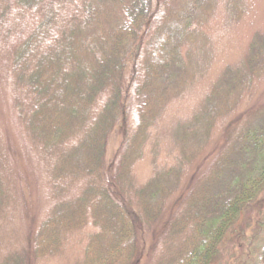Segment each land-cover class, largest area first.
<instances>
[{
	"label": "trees",
	"instance_id": "16d2710c",
	"mask_svg": "<svg viewBox=\"0 0 264 264\" xmlns=\"http://www.w3.org/2000/svg\"><path fill=\"white\" fill-rule=\"evenodd\" d=\"M155 4V0L0 1L1 18L16 19L14 25L22 24L28 14L36 18L8 56L17 108L48 165L55 200L36 232L35 256L59 252L69 232L90 223L98 230L78 264H134L139 259V228L155 221L160 208L151 204L154 194L146 193L147 186L137 190L126 178L140 147L136 138L128 139L124 133L121 153L125 146L129 151L121 154L115 170L104 172L102 166L110 133L120 121L125 127L129 89L133 87L140 100L142 134L169 95L168 68L178 56L176 48L167 47L170 37L156 49L142 47ZM11 10L16 11L14 18ZM4 159L0 149V216L10 201ZM224 169H232L230 177L222 176ZM263 187L264 124L242 131L210 181L196 190L190 212L172 221L166 242L170 246L191 220L194 224L168 264H213L226 233ZM2 264L22 262L8 258ZM258 264H264V248Z\"/></svg>",
	"mask_w": 264,
	"mask_h": 264
},
{
	"label": "rangeland",
	"instance_id": "374dc122",
	"mask_svg": "<svg viewBox=\"0 0 264 264\" xmlns=\"http://www.w3.org/2000/svg\"><path fill=\"white\" fill-rule=\"evenodd\" d=\"M155 2L142 47L156 49L170 37L167 47L176 48L178 56L168 68L169 95L142 134L140 100L134 88L129 89L125 127L120 121L110 133L102 166L104 172L115 170L121 154L129 151L125 146L121 153L124 133L128 139L136 138L140 147L126 178L137 190L147 186L146 193L154 194L151 204L160 208V214L140 226V256L134 264L171 262L194 224L191 220L170 246L166 242L172 221L190 212L196 190L210 181L242 131L264 124V0ZM15 13L11 10L13 18ZM15 21L0 16V149L10 189L9 205L0 216V264L8 258H19L22 264H78L98 230L90 223L69 232L59 252L46 257L34 254L36 232L55 200L48 165L20 117L9 71L11 49L25 38L36 18L28 14L22 24L14 25ZM232 172L224 169L222 176L228 178ZM263 248L264 187L226 233L213 264H258Z\"/></svg>",
	"mask_w": 264,
	"mask_h": 264
}]
</instances>
